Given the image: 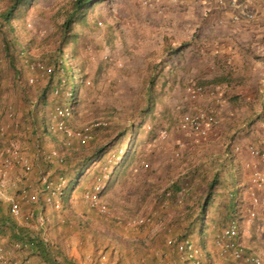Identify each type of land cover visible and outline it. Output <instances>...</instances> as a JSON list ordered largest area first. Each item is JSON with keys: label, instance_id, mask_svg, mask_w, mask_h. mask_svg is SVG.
<instances>
[{"label": "rangeland", "instance_id": "374dc122", "mask_svg": "<svg viewBox=\"0 0 264 264\" xmlns=\"http://www.w3.org/2000/svg\"><path fill=\"white\" fill-rule=\"evenodd\" d=\"M5 3L0 0V12ZM74 6L75 0H33L11 30L0 20V126L7 125L0 133V184L13 189L1 201L2 212L9 216L8 199L17 201L19 216L10 219L41 234L59 264H190L168 244L183 238L193 241L202 264H245L216 244L231 219L244 250L264 261V208L253 204L250 184L255 170L264 173V158L247 151H264V80L251 118L237 112L221 124L218 110L217 124L205 135L175 130L182 116L209 108L213 96L226 107L220 113L231 110L225 88L239 84L232 68L239 62L223 64L220 46L235 57L244 50L252 58L249 69L264 71V28L255 21L264 0L212 9L191 0H92L64 43L60 27ZM76 70L85 78L75 106ZM197 87L206 94L193 99L188 89ZM59 109L69 114L60 118ZM61 121L70 136L58 128ZM119 131L123 136L68 190L78 165ZM11 145L27 157L29 172L16 163L3 167ZM52 151L56 156L48 159ZM43 176L53 183L65 179L58 208L44 201ZM97 179L105 185V213L83 197ZM23 187L36 202L21 199ZM228 202L233 207L226 218ZM141 217L148 222L129 224ZM3 240L0 264H44Z\"/></svg>", "mask_w": 264, "mask_h": 264}, {"label": "built area", "instance_id": "2783aa9c", "mask_svg": "<svg viewBox=\"0 0 264 264\" xmlns=\"http://www.w3.org/2000/svg\"><path fill=\"white\" fill-rule=\"evenodd\" d=\"M160 2V0H155ZM190 0H170L172 3H184ZM196 3L198 2H205L208 6V9L212 8H235L239 7L240 4L244 1H251V0H191ZM257 1V0H252ZM1 78V73H0ZM32 81V80H30ZM190 97L195 98H203L206 94L205 89L202 87H197L194 89H188ZM214 97V96H213ZM214 102L216 103V106L209 107L205 110L197 111L195 114L192 115H184L182 116L179 121L177 122L175 126V130L179 132H197L200 135L207 134L208 130L211 127H214L217 124V117H216V111L217 106H221V100L219 97H214ZM57 114L60 118H65L69 111L59 109L57 110ZM7 118L11 119L13 117V113L11 111H8L6 113ZM7 128V125L0 126V133H4ZM58 128L63 130L67 136H70V132L65 129L63 122L58 123ZM161 138H165L166 132L161 131L160 132ZM248 154L253 159H263L264 158V151H261L260 149L250 146L247 148ZM3 154V153H2ZM7 154L9 156L5 157ZM7 154L4 156L3 160V167L6 169L11 166L12 163L19 164L25 172H29L31 170V164L29 163V160L27 157H25L19 149L11 145L9 150L7 151ZM56 156V152L52 151L47 158L51 159ZM65 183V179H61L60 182L50 181L47 177L43 176L41 178V184L43 192L45 193L44 201L51 203L53 207L58 208L59 202L57 201L59 199L63 187V184ZM250 184H251V196H252V202L254 205L264 208V173L255 170L251 177H250ZM4 185L0 184V201L4 199L2 187ZM105 185L104 182L100 179H97L95 181L92 189L90 191H86L83 195L86 202L89 203V206L92 208H95L100 213H105L107 211V205L101 200L102 193L104 191ZM20 197L22 200L28 203H34L37 200V196L33 193H29L28 190L24 187L20 189ZM9 200V214L12 217H18L20 212L19 203L17 201H14L12 199ZM146 222H148V219H145L144 217L136 218L131 221H129L130 225L133 226H142ZM168 244H173L174 249L177 253H179L182 258H185L190 262V264H202L201 260V252L197 249L193 241L191 240H183L177 243H173L172 241H168ZM216 244L221 251L223 255H226L230 257L231 259L235 261H240L245 264H264L263 259H261L259 256L253 254V253H247L244 250V246L241 242V236L238 228L237 222L233 219L229 221V223L222 229L221 233L217 236ZM13 246L17 249H25L27 248V244H22L20 242L13 243ZM1 252V249H0ZM2 258V255L0 253V260Z\"/></svg>", "mask_w": 264, "mask_h": 264}, {"label": "trees", "instance_id": "16d2710c", "mask_svg": "<svg viewBox=\"0 0 264 264\" xmlns=\"http://www.w3.org/2000/svg\"><path fill=\"white\" fill-rule=\"evenodd\" d=\"M33 0H6L5 6L4 8L1 10L0 12V20L2 23H4L10 30L12 29V21H14L15 19L20 18L21 14L24 12V10L27 8V6L32 2ZM92 0H75V6L73 7V9H71L68 13L65 14V20L63 22V24L60 27V41L67 43L68 39L72 38V28L74 26V24L77 22L79 15H83L87 8L89 7V4ZM75 51L72 50L70 52V57L72 60L75 59ZM63 56V53L61 54V57ZM62 60L63 59L62 57ZM10 65L12 66V60L9 61ZM14 69V67H12ZM84 75L81 74V72L79 70L75 71V78L74 81L73 79L71 80V82H74L72 86V90H71V95H72V104H75V106L78 104L79 102V92H80V88L84 82ZM223 82V81H221ZM149 91H148V97H147V101L151 102L152 98V89L151 87H149ZM225 95V94H224ZM43 96V95H41ZM31 114V113H30ZM35 121V120H34ZM123 136V132L119 131L116 136H114L108 143H106L105 145L96 148L94 150L91 151V154L89 155V157H86L84 159V161L78 165L77 169H76V173L75 175L70 179L69 181V189L68 190H72L74 189L77 184L79 183L80 180V176L82 174L83 169H85V167L88 165V163L90 162H94L95 160H100L103 155L106 153V151L114 145V143L116 141H118L121 137ZM128 154V153H127ZM126 153H124V155H122V159L126 158ZM213 186L212 184H210L209 187V191L205 196L203 205H202V215L204 214V210L207 208V206L209 205V202L211 200V190H212ZM42 191H44L42 189ZM65 196V192H64V188L62 189L61 192V196H60V201L61 203H63V200ZM232 204L230 202H228L227 206H226V214H224V217H228L229 213L231 212L230 210L232 209ZM203 218L201 217V220ZM230 221V220H229ZM229 221L227 222V224L229 223ZM203 222V221H202ZM226 224V225H227ZM200 233L201 230H200ZM3 238H6L8 243H15V242H20L22 244H27V248L25 249H19V250H27L29 254H31L32 256L36 255L40 258V260L44 263V264H59L57 262L56 257H54V252L51 250L49 244L45 241V238L41 237V234H33L30 231H28L25 227L23 226H19L16 223H14L11 219H10V214L9 216L5 215L2 212L1 209V204H0V239L3 240ZM183 240H188V238H183L181 241ZM190 240V239H189ZM192 241V240H191ZM177 243V242H175ZM56 256V255H55Z\"/></svg>", "mask_w": 264, "mask_h": 264}, {"label": "crops", "instance_id": "0c3cea01", "mask_svg": "<svg viewBox=\"0 0 264 264\" xmlns=\"http://www.w3.org/2000/svg\"><path fill=\"white\" fill-rule=\"evenodd\" d=\"M263 19H264V11H261L257 19H255L258 27L261 28L259 30H262L264 28ZM260 36L261 34L254 36L257 45H260V41H259ZM220 49L221 50L219 51L222 53L219 55V58H222V63L225 62L223 64L230 65L239 62L238 65L236 64L235 66L232 67L237 71V73L235 74L238 75L239 79L237 80L236 84L237 83L239 84H237V86H232V85L228 86L226 84V86L228 87L225 88V92L228 95L227 97L230 98L231 104L229 105V107L231 108V110L227 112L223 111V113L222 112L220 113V110L226 107H224L223 105L217 106V112L219 110V114L222 117L221 120L219 115L220 123L223 124L226 121L232 120L231 116L238 117L237 112L242 113V118L244 120H246L247 118H251L250 116L252 114V110L255 109L263 93L262 89L258 86V84L263 82L264 80V71L259 68L262 67V65L259 64L263 61L259 60V63H257L255 60V65L259 66L258 67L259 69L255 67L252 70H250L248 67L249 66L248 62L252 58L248 57V55L245 54L244 50H242V55L240 57H235L234 55L231 54L230 47L228 48V47L220 46ZM210 99L213 101L210 103L211 105L210 107L216 106V103L214 102L215 98L211 97ZM225 119L226 121H224ZM12 190H13L12 188H6V189L2 188L3 197L6 199L5 195L7 194V191L11 192ZM28 192L31 191L28 190ZM1 203L2 202L0 201V204ZM3 242H7V241L3 240ZM32 259L34 260L33 256Z\"/></svg>", "mask_w": 264, "mask_h": 264}]
</instances>
